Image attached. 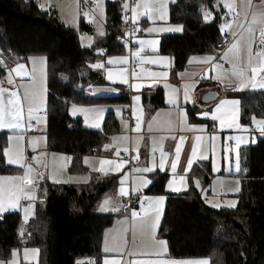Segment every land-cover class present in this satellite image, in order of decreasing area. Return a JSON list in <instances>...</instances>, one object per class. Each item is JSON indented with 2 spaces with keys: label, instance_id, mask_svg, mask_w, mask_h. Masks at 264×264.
Segmentation results:
<instances>
[{
  "label": "trees",
  "instance_id": "1",
  "mask_svg": "<svg viewBox=\"0 0 264 264\" xmlns=\"http://www.w3.org/2000/svg\"><path fill=\"white\" fill-rule=\"evenodd\" d=\"M216 0H174L169 5V22L183 26L180 33L163 34L159 53L172 59V75L183 69L192 55L215 53L221 36L220 26L226 20L225 10ZM213 19L204 20L203 10ZM104 35L94 36L92 47L80 45L78 31L64 23L56 10L42 9L36 0H0V54L8 66L25 62L29 56L43 55L46 60V120L44 134L51 150L73 155V165L84 154L106 155L104 146L117 130L118 120L107 112L102 129L85 127L80 118H72L68 107L73 103L103 101L120 103L127 111L129 94L115 86L117 94L91 95L94 86L107 84L104 79L105 58L122 45L119 38L127 23L122 0L105 3ZM80 30L92 31L81 21ZM103 50V54L100 53ZM102 63L101 68L92 67ZM5 72L0 68V76ZM240 102L243 123L250 117L264 119V90L226 92ZM143 101L155 107L163 104L162 88L156 87ZM189 109L192 118L194 111ZM43 114V113H41ZM193 119V118H192ZM6 131H0V173L11 172L2 150L7 142ZM241 146L240 172H236L240 189L237 205L231 208L209 206L199 189L166 193V174L155 175L145 190L147 194H165L157 236L165 240L167 256L173 258H206L209 264H264V138ZM209 160L193 164L189 176L200 177L208 188L212 178ZM116 183V176L100 178L90 184L74 186L44 181V195L36 201L34 215L22 223L18 211L0 214V259H6L13 248L37 247L40 264H77L97 260L101 256V234L116 216L95 210L101 196ZM30 234V235H29Z\"/></svg>",
  "mask_w": 264,
  "mask_h": 264
},
{
  "label": "snow or ice",
  "instance_id": "2",
  "mask_svg": "<svg viewBox=\"0 0 264 264\" xmlns=\"http://www.w3.org/2000/svg\"><path fill=\"white\" fill-rule=\"evenodd\" d=\"M85 4L91 2L94 5V10L85 11L83 13L84 16H93V19H90V23H96L97 25V33L98 35H104L102 30V25L105 20L104 11L102 8V0H83ZM239 2L243 5H246L248 8L252 7V0H239ZM264 2V0H261ZM132 3L135 4V7L130 8L128 0H125L123 4V11L125 13L131 11L132 15L129 16L125 15L123 20L125 23L131 21V23L136 24L139 17L141 15L147 16L151 19L154 16H157L159 20H164L165 17V0H132ZM77 8H79L80 0H76ZM47 7L45 5H40V7L44 10H49L52 6L51 0H47ZM157 5H159L157 7ZM222 5L228 11L225 15L232 16L231 21H226L223 25H221V32L228 33V36L225 37V42L227 47L225 51L217 56H204V57H192L189 60V64L193 63H204L208 65L209 68L213 70H217L218 74L211 77L213 80L220 82L221 84H225L226 87H231L234 91H241V90H264V13H261L259 17L257 14L252 13L249 15V12L244 13L243 20L240 19V13L237 11V0H216L215 5L213 7H218ZM143 7L144 12H140L139 9ZM203 10L204 20L207 22L213 19L212 13L206 10V7ZM98 11L99 16L95 17V12ZM79 14V13H78ZM155 23V21H153ZM135 31H147L148 33L154 32H181L183 31V26H175L169 28H148V29H140L136 28ZM134 34V33H133ZM91 38H89L90 40ZM241 42L247 43V50L246 55H241L240 45ZM138 43L141 45L140 51L136 52V56H140L143 48L145 46H151L152 50L156 51V45H158V40H139ZM90 46V45H87ZM255 46V48H254ZM100 53L103 54V50H100ZM231 57H235L238 63H234ZM31 64L33 65L31 71H29L25 64L23 63H16L15 67L11 69H7L6 65L4 64L3 60H0V68L6 69V76L4 79H0V129H21L27 124L29 127L32 125L33 119L36 120V123H40V117L36 115L43 109L39 104L40 97L38 93L32 90V83L35 80V76L33 73L35 72V64L36 58H28ZM167 61L168 64L165 65L166 67L170 65L171 60L169 57L166 56H157L156 58L152 57H145L141 59L140 63L143 64L145 62L150 64H158L161 62ZM220 61H225L231 65L229 69H225L223 63ZM43 63V60L40 61ZM119 63V64H128L127 57H119V58H109L107 63ZM104 65L102 63H97L92 65L95 68H101ZM145 69L141 68V73H143ZM200 75L199 73H192L189 74L187 71L183 73H179L181 79H184L186 76L191 75L192 77H197V82L199 79H208L209 77L206 75ZM127 72V69H121V76L124 77V74ZM13 73H15L16 77H20L21 83L17 84L16 80L13 77ZM133 75H137L133 72ZM151 77L156 78L154 80L155 83H159V77H167L168 73H157L152 72L150 73ZM24 77H28V81L24 82ZM233 78L237 81H240L239 87L233 86ZM108 79H112V72L108 70ZM122 83H128V79L125 77L121 80ZM7 84L11 86L10 90L8 87L4 85ZM132 87H143V85H131ZM165 87L168 89V103L177 106V101L179 95L182 93L184 100H191L189 94V85H184L183 88H177L170 84H165ZM191 87H195L192 85ZM140 97H134V100L137 102L139 101ZM204 99L207 100H214L216 99L215 94L209 93L205 95ZM195 103L194 100L191 101ZM27 104L28 107L25 112L24 105ZM102 109H84V108H77V106L73 105V115L77 112H81L85 114L86 122L89 119H96L99 117V114L102 113ZM179 114L181 117V121L186 124L187 115L182 110H179ZM202 117H209L213 121H219V125L221 129L224 128H234V129H241L243 132L251 131L250 128H242L239 124V101L236 100H220L218 104L215 106V110L209 113L208 111H204L199 113ZM140 117H137V124L133 131H139L141 128L140 124ZM252 124L258 129L259 134L264 136V119H257L255 116L251 118ZM91 127L100 128L99 123H94L89 125ZM149 130H151V124H149ZM188 130L190 131H203L204 129H196L195 126H188ZM12 139H19L22 140V136H17L10 138ZM117 138L113 137L115 141ZM124 139H128L124 137ZM172 139H176V137H172ZM217 137L213 135L211 140L215 142ZM185 137L181 136L179 138V143L175 145V159H173L170 163L171 171L173 173V179L168 182V188L175 192H180L182 189L180 187H173L174 183L176 182L177 178V165L180 159V153L182 150V145L184 143ZM195 140L197 142L202 140V137L196 136ZM228 140H235V148L226 147L225 148V159L228 160L229 156L228 153L235 151V171L240 172V153L239 149L242 145H247L249 140L244 136H229ZM251 142H255L253 139ZM113 145H105V150L112 148ZM213 150H214V143H213ZM125 153L129 151L127 147L123 149ZM137 153L133 159H138V148L133 149ZM153 153L157 151L156 148H153ZM160 151V161L157 165L155 162V155H153V167H143V168H135L131 171L133 173H139L141 175L134 177L133 180V187L131 189L132 192H140L143 187H146L151 181L144 178V173L153 172L156 167H159L161 170L164 169L165 164L168 162L169 154L164 152L163 148L159 149ZM10 149H4L3 155L7 157L6 163L7 165H16L19 167L24 168V173L21 176H0V214L3 212L10 210V209H20L23 208L24 211V223L26 224L28 219L34 215V202L36 200V190L39 188V181L45 179V175L43 172L36 171L31 163L23 160V158H12L10 155ZM197 153V145L193 144L191 146V156L187 159V167L183 169L185 175H180L178 177L179 181L183 184L184 189L187 188V180L186 176L187 173L191 170L194 162L193 157H196ZM44 153L40 154V157H33V160H36L37 163H42V157ZM114 156L116 159H100V167L93 169V171L99 172L102 176L110 175L111 173H123L120 178V189L119 195L120 196H127L130 195V192L126 190L125 185L128 182V174L123 172L124 165L128 163V161L123 160L121 157V149L116 148L114 152ZM63 159L71 162V157H63ZM85 163H88L87 157L84 158ZM207 155H200L198 157L199 161L207 160ZM108 165L107 168L104 166ZM46 167V165H45ZM229 172L232 171L231 165L227 169ZM213 171L218 172L219 168L213 165ZM34 173V175H33ZM15 181H19V183H12ZM56 183H67L68 181H55ZM83 183H87L88 179H82ZM194 185L199 188L200 181L195 180ZM239 183V181H237ZM239 191V189H236ZM207 191V190H204ZM7 199V204H6ZM165 197H155V198H148L144 197L141 200V210L142 212L132 211L131 212V230L135 231L137 227L141 229H151L152 236L155 238V230L158 227L160 215L162 214V205L165 201ZM22 200H27L30 203L23 207L21 205ZM112 201L111 198L106 197L101 205L102 210L107 209L109 205H111ZM236 202L232 201L229 202V207H235ZM215 207H220L219 204L214 205ZM111 210L118 211V208H112ZM154 216V220L152 219ZM138 221V223H137ZM129 229L125 228L124 231L127 232ZM25 229L22 227L20 229L21 237L24 236ZM30 235V234H29ZM158 243L164 248L166 252V242L165 241H158ZM105 253L113 251L108 247L104 249ZM34 253L35 258L39 255V249H24V260L27 261L29 259L28 254ZM12 259L5 262L0 261V264H19L18 250H12ZM155 255H161V253H156ZM77 264H94L93 261H77ZM103 264H120L119 261L112 260L109 261L107 259L104 260ZM130 264H209L208 260H153V261H133Z\"/></svg>",
  "mask_w": 264,
  "mask_h": 264
},
{
  "label": "crops",
  "instance_id": "3",
  "mask_svg": "<svg viewBox=\"0 0 264 264\" xmlns=\"http://www.w3.org/2000/svg\"><path fill=\"white\" fill-rule=\"evenodd\" d=\"M173 1L174 0H165V17L166 18L164 20H159L158 14L157 16H154L151 19H149L147 16L141 15L138 21L136 22V24L131 23V26H129V24L127 23V26L124 27L122 39L120 41V43L122 44L120 46V49L114 53L108 54L105 58V67H104L103 74H104V79L107 84L101 85V86H94L90 91L91 95H94V96H103L106 94H117L118 89L115 86H122L125 89H127V92L129 94V102L127 105V108H128L127 111L123 110V106L120 103L105 104V107L107 108L106 111L107 112L111 111L115 119L118 120V127H117V130L114 132L115 137L117 139L115 141L113 140L114 133L110 135L109 140L106 145H113V147L106 150L107 153L105 156L113 155L116 148H120L121 157H122V155L125 154V152L123 151L125 147L131 150L136 156L137 153L133 151V149L138 148V159H134L135 166L129 169L127 165L129 176H128V182L125 185V188L126 190L130 192V195H127V196L119 195V189L121 187L119 181H120L121 176H116V183L112 184L113 189L115 187V192H113L112 190L111 194H107V195L115 194V197H114L115 199H112L111 204L114 205L113 208H118L119 210L114 212L116 216L113 218L112 222L107 227H105L102 231L101 241H100L101 256L97 260L98 264H103L104 262L103 259H105V257L118 254L120 251L123 250L124 245H125V236L127 234V232L124 231L125 228H128L130 230L131 235L132 234L134 235V232L138 233V227L135 229V231L131 230V224H132L131 212L134 211L133 210L134 208L133 209L130 208L131 210L129 209L127 205L129 202V199L132 196H135L138 194L139 195L142 194L141 200L144 197H148V198H155V197H160V196L165 197V194L145 193V190L153 182V177H155V175L166 174V180L164 183V192L179 193V192L170 190L168 188V182L173 179V173L171 171L170 163L173 159H175V145L179 143V138L181 136L185 137V140L182 145L180 159L177 165V178H176V182L174 183L173 187H180L182 189L180 192H184L192 186L196 187L193 183L195 180L200 181V187L199 188L196 187V188L201 191V194L205 202L213 208H220V207L228 206L230 200H228L229 198L227 197L235 193L237 194L238 191L236 189L239 188V184H240V182L239 183H237V181L235 182V180L238 179L235 175L236 173L235 171V151L228 153L229 159L228 160L225 159V148L231 147L228 137L229 136L235 137L238 135L244 136L249 140V143H252L251 141L254 139L252 137L251 131L243 132L241 129H234V128L221 129L219 125V121H213L210 118V116L202 117L201 115H198L199 113H202L204 111H208L209 113L214 111L216 104H218L220 100L239 101L237 98L228 97L225 95L226 92L234 91L232 90L231 87H226L225 84H221L220 82L213 80L211 78L218 74L217 70H213L209 68V66L205 65L204 63H193L191 65L189 64V60L192 57H204V56H217L218 57L225 51L226 48L222 51V53L218 55L215 53V51L209 54L192 55L187 59L183 69L177 72L176 75H172L171 56L168 54L159 53V50H158L160 38L163 35V32L148 33L147 31H135L137 27L140 29L153 28V26H151L152 23L161 25L163 26V28L181 26V24L169 22V5ZM129 2H130L129 4L130 8H132L133 6L135 7L134 4H131V0H129ZM258 5H261V3L258 2ZM158 6L159 5H157V7ZM260 9H261L260 6H257L255 10H252V8H249L248 9L249 15H251L253 11H256V13H258ZM224 10L226 14L228 10L226 8H224ZM239 10L240 9L237 3V11L240 13ZM139 11L141 13L144 12L143 7H141ZM246 11H247V6H246L244 13ZM131 15L132 13L130 12L129 18L131 17ZM60 19L64 23L70 25L63 18L60 17ZM231 20H232V16L226 15V20L222 23V25L226 21H231ZM153 21H155V23ZM220 29H221V26H220ZM102 30H104L103 27H102ZM92 31H94L93 27H92ZM170 33H178V32H165V34H170ZM153 39L159 41L158 45H156L155 52L152 50L151 46H145L140 56L135 55V53L140 51L141 49V45L138 43L139 40H153ZM244 44L245 46L243 47L244 48L243 52L246 54L247 43L244 42ZM240 50L242 51L241 48ZM157 56L169 57L171 60L170 65L167 67L165 66L168 64L167 61L161 62L158 64H150L147 62L143 64L140 63L141 59L145 57L156 58ZM119 57H127L128 64H119L115 62L112 64L107 63L109 58H119ZM231 59L233 60L234 63H238L235 57H231ZM220 62L223 63L225 69H229L231 67V65L225 61H220ZM18 63L25 64L27 69L31 71L30 64L28 63V61L18 62ZM13 67H15V65L12 67L8 66L6 68L11 69ZM124 68L127 69V72L124 74V77H122L120 73H121V69H124ZM141 68L145 69L143 73H141ZM108 70H111L112 72L111 80L108 79ZM205 70H207L206 75L209 78L199 79L198 82H197V79H198L197 77H192L191 75H189V76H186L184 79H181L180 76L178 75L179 73H183L187 71L189 74L199 73L202 76V75H205ZM133 72H135L137 75L134 76ZM152 72H157V73L167 72L168 75L166 78L163 76L159 77L158 78L159 83H155L154 80L156 78H153L150 75V73ZM13 77L17 82L19 77H16L15 73H13ZM125 77L128 79L127 84L121 82V80ZM4 78L5 76H3V79ZM24 78L28 79V77H24ZM166 83L173 85L177 88H183V86L186 84L189 85V94H190L191 100H187V101L184 100L183 95L181 93L178 97L177 106H173L169 104L168 103V99H169L168 89L165 87ZM232 83L234 87H239L241 82L233 78ZM131 85H143V87L136 88V87H132ZM192 85H194L195 87L194 88L191 87ZM156 87L162 88V97H163V104L158 107H155L150 102L145 103L143 101V95L144 94H146V96L153 95L155 93ZM208 92L217 93V96H216V99L211 100L206 103L202 101V98ZM136 96L140 97L138 102L134 100V97ZM192 100H194L195 103H192L191 102ZM91 103H85V104H91ZM191 106H193L192 109L194 111V114L192 116L193 119L189 115V109H191ZM69 107H68V110H69ZM114 108H115V112H114ZM179 110H182L184 113H186L187 115L186 124L181 121ZM39 115H43V114H40L39 112ZM137 117H140L139 122L141 124V128L139 131H133V129L135 128L137 124ZM252 117H250V120L248 123H243V121L241 120V115H240V102H239V124L242 126V128H252L251 127ZM257 119H261V118L258 117ZM149 124H151V130H149ZM210 124L214 125L212 129H210L209 127ZM188 126H195L196 129L202 128L204 130L203 131H190L188 130ZM44 128L45 127L43 125L41 128V132L43 134H44ZM87 128H90V127H87ZM93 129H98V128H93ZM213 135L217 137L215 142L211 140V137ZM196 136L202 137V140L197 142L195 140ZM124 137H127L128 139H124ZM172 137H176V139L174 140L172 139ZM33 139L34 137H32V140ZM232 141L235 142V140H232ZM213 143H214V150H213ZM193 144L197 145L196 157H193L194 161L198 162L199 161L198 157L200 155H207L208 156L207 160L210 161L211 170H212L214 177L211 178L208 188L203 187L200 177L192 176L191 178V176H189V172L187 173V176H186L187 185H188L186 189H184L183 184L178 179L180 175H185L183 169L187 167V159L191 156V146ZM161 147L163 148L164 152L169 154L168 162L165 164L164 169L161 170L159 167H156L153 172L144 173L143 174L144 178L151 181V183L148 184L146 187H143L140 190V192H132L131 189L133 187L134 177L139 176L141 174L133 173L131 170L135 168L153 167V155H155V162L158 165L160 161L159 149ZM153 148L157 149L155 153H153L152 151ZM232 148L234 149L235 146H233ZM48 150L69 154V153L62 152V151L51 150L49 148ZM84 155L81 156L80 161H82V157ZM203 161H206V160H203ZM196 162H194V164ZM214 164L217 168H219L218 172L213 171ZM230 165L232 167L231 172L227 170ZM125 170L126 168L124 169V171ZM110 176H114V175H110ZM106 177H109V176H106ZM43 180L45 181L47 179L45 178ZM95 180H97V176L95 177ZM44 181L42 180L39 181V188L37 189V193H38L37 201L41 200L44 195V188H43ZM93 181L94 180H90L88 184L92 183ZM70 185L80 186L81 184L79 185L70 184ZM204 190H207V191H204ZM105 194H103L101 197H103ZM234 198L237 199L236 196ZM28 204H29L28 202H24L22 203V206H27ZM35 204H36V201H34V207H35ZM216 204H219L220 207H215L214 205ZM98 205L99 204L97 202L95 206V210L97 212L111 213V212L102 211L101 209H99ZM164 205H165V201L163 202V205H162V211H163ZM137 208H141V207H137ZM152 219L154 220V218ZM160 220H161V217L159 219V223H160ZM105 247H108L109 249H112L113 251L105 253L104 251ZM147 248H150V245L144 247L143 252H146L148 254L144 256H148V257H152L153 259L160 260L162 259L163 256H165V254L167 255V245H166V253L164 255H155L156 253L165 252L164 248L158 242H154V245H153L154 249H152V251H148ZM136 250L133 252V254H137L135 256H138V254H140V252L142 251H136ZM163 258L169 259V260L180 259V258H173V257L169 258L166 256ZM181 259H184V258H181ZM81 261H85V260H81ZM94 264H95V260H94ZM120 264H124V262L122 261Z\"/></svg>",
  "mask_w": 264,
  "mask_h": 264
},
{
  "label": "rangeland",
  "instance_id": "4",
  "mask_svg": "<svg viewBox=\"0 0 264 264\" xmlns=\"http://www.w3.org/2000/svg\"><path fill=\"white\" fill-rule=\"evenodd\" d=\"M37 3L40 5H45V7H47V0H36ZM81 1V0H80ZM108 0H102V8L104 11V16H105V20L103 22L102 27L104 28V23L106 21V12H105V3ZM256 1V3H255ZM253 0L252 1V10H255L257 6H260L261 9L258 13H256V11H253V13L257 14V16L259 17V15L261 13H264V2H261V0ZM129 2V0H128ZM258 2L261 3V5H258ZM52 6L51 8L56 9L58 12L57 14H59V16L61 18H63L67 23H69L70 25L74 26L77 31H78V36H79V42L80 45L83 47H92V45H94V36L98 35L97 33V25L96 23H90L89 20L93 19V16H84L83 13L85 11H89V10H83L81 8V4L79 5V8H77V4H76V0H51ZM125 3V0H122V5ZM238 7H239V11H240V18L243 19L244 17V11L246 9V5H243L239 2L238 0ZM130 4V2H129ZM131 4L132 0H131ZM135 5V4H134ZM134 7V6H133ZM93 10H94V5L92 6ZM249 8L247 7V12H249L248 10ZM130 12H127V16H130ZM79 13V14H78ZM99 13L98 11L95 12V17H98ZM81 21H85L86 23H89L92 25L93 30L92 32H87L84 30H80V23ZM151 26H153L154 28L160 29L163 28V26L158 25V24H151ZM180 33V32H178ZM163 34H165V32H163ZM89 38H91L89 40ZM90 45V46H87ZM245 46L244 42H241L240 48L242 49L241 51V55L244 56L246 55L243 52V47ZM255 48V46H254ZM28 58H36V64H35V72L33 73V75L35 76V80L32 83V90L36 91L40 97V100L38 101L41 108L43 109L42 111H40V113H43V115H39V113H37L36 115H38L40 117V123L37 124L36 120L33 119L32 121V125L31 127H29L27 124H25V126L21 129H0V131H6L7 133V142H6V146L4 149H10V153L9 155L12 158H23V160L27 161L28 163H31L33 168L38 171V172H43L46 179L54 184H81V185H86L90 182V180H95V177L97 176V180H99L100 178H104L106 176H102L99 172L93 171V169L99 168L101 165L99 163L100 159H116L114 154L111 156H105V155H96V154H85L82 157V161L78 164H76L75 166L73 165V156L69 155V154H65V153H60V152H54V151H50L48 150V146H47V140H46V136L41 132V128L42 126L45 124V120H46V86H47V74H46V60L45 57L43 55H33V56H29ZM43 60V63H41L40 61ZM28 63L30 64V68L32 69L33 65L31 64V62L29 61V59L27 60ZM239 62V61H238ZM16 63L18 62H14L13 64H10V67L16 65ZM3 76H6V70L5 73H3L0 76V79H3ZM28 79L24 78V82H27ZM21 83V79L19 77V79L17 80V84ZM6 85V84H5ZM4 85V86H5ZM6 87V86H5ZM10 90H12L11 88H9ZM105 104H107L106 102L103 101H96L93 102L91 104H85V103H73L70 104L69 106V110H68V114L70 115V117L76 119V118H81L82 123L87 126L90 127L91 129L95 128V127H91L89 125L94 124V123H99L100 124V128L98 129H102L103 124H104V120H105V116L107 114V108L105 107ZM73 105L77 106V108H84V109H102V113L99 114V117L96 119H89L86 122L85 119V114L81 113V112H77L75 115H73ZM28 105L25 104L24 108H25V112L27 109ZM114 112H115V108H114ZM258 118V117H257ZM252 124V122H251ZM252 128L251 131L254 133L252 134V137L254 138V140L257 139V134L259 133L258 129L255 128V126L252 124L251 125ZM17 136H22L23 139L19 140V139H12L10 141V138L13 137H17ZM113 136L115 137V133L113 134ZM32 137H34V139L32 140ZM32 140V141H31ZM256 142V141H255ZM254 142V143H255ZM3 149V150H4ZM2 150V153H3ZM44 153L45 155L42 157V163H37L36 160H33V157H40V154ZM3 159L5 164L7 157H5L3 154ZM63 157H71V162H68L67 160L63 159ZM85 157L89 158L88 159V163H85ZM46 165V167H45ZM11 166V169H13L11 172L8 173H0V176H21L22 173H24V168L16 166V165H9ZM105 168L108 167V165L104 166ZM126 168V170L124 171V169ZM124 169L123 172H126L129 176V171L127 169V164L124 165ZM123 173H111L110 175H114V176H121ZM107 175V176H110ZM214 177V175H212V178ZM236 177L238 178V176L236 175ZM88 179L87 183H83L81 182L82 179ZM68 181L67 183L61 182V183H56L55 181ZM238 179L235 180L238 181ZM44 181V180H42ZM12 183H19V181H15ZM237 184V183H236ZM110 186L109 190H107L104 194L103 197H101L98 201V207L99 209L102 210L101 205L103 204V201L105 200L106 197L115 199V194L113 195H107V194H111L112 190L113 192H115V187L113 189V187ZM240 187V184H239ZM211 188V186H210ZM240 189V188H238ZM38 193L36 190V200L38 199ZM236 196V193L233 195L228 196L227 198H229L228 200H230V202L235 201L237 205V199H235L234 197ZM24 202H28L27 200H22L20 203L22 205V203ZM34 203V202H32ZM6 204H7V199H6ZM26 207V206H23ZM114 207V205H109L107 209H104L102 211L104 212H111L114 213V210H111ZM221 208H231L229 206H225V207H221ZM133 209V208H131ZM130 209V210H131ZM134 211L137 212H142L141 208H134ZM12 211H18L21 214V218H22V223L21 226L19 228V232L20 229L23 227L24 228V211L23 208L20 209H10L7 210L5 212H12ZM3 212V213H5ZM162 215H160L161 217ZM154 218V216H153ZM158 241H165L163 238L158 237L157 236V229L155 231V238H153L152 236V232L151 229H141L138 227V233L134 232V235L130 234V230L127 231V234L125 236V245L122 251H120L118 254L112 255V256H107L105 257V259L112 261V260H116L119 261L120 263L123 261L124 264H130V262L133 261H141V262H146V261H153V260H159V259H153L152 257H148V256H144V255H148L146 252L144 251V247L150 245V248H147L148 251H152L154 242H158ZM130 247V249H129ZM24 249H38L37 247H22V248H13L11 249L8 257L6 259H0V261H9L12 259V250H18L19 252V256H18V261L19 264H40V251H39V255L36 256L35 258H33L35 256L34 253H29V259L27 261L24 260ZM137 249V250H136ZM142 251L140 252V254H138V256H135L137 254H133L134 251ZM161 255H164L166 252H161ZM143 255V256H142ZM166 257L167 256L165 254ZM163 256V257H165ZM162 257V259L160 260H169V259H164ZM103 259V260H105ZM176 260H208L206 258H184V259H176Z\"/></svg>",
  "mask_w": 264,
  "mask_h": 264
},
{
  "label": "built area",
  "instance_id": "5",
  "mask_svg": "<svg viewBox=\"0 0 264 264\" xmlns=\"http://www.w3.org/2000/svg\"><path fill=\"white\" fill-rule=\"evenodd\" d=\"M80 4H81V8L83 10H93V8H92L93 4L91 2H89L88 4H85L83 2V0H81ZM128 24H129V26H131V21H129ZM226 36H228V33L221 34L219 40L215 43V46L218 49V52H221L223 49L226 48V46H227V44L225 42V37ZM121 39H122V37L119 38V41H121ZM0 60H3L4 64L6 65V67H8L7 61L5 60L4 56H2L1 54H0ZM5 86L8 87V88H11V86H9L7 84ZM209 127H210V129H212L214 127V125L210 124ZM251 133L253 134L254 131L253 132L251 131ZM257 136H260L261 138H264V136H261L259 133L257 134ZM229 143H230L231 147L235 146V142H233L232 140H229ZM133 157H135V155H134V153L131 150H129L127 153L122 155L123 160L128 161L127 165H128L129 169H131V167L135 166ZM141 195L142 194H140V195L138 194V195L132 196L129 199V202L127 204L129 209L130 208L141 207Z\"/></svg>",
  "mask_w": 264,
  "mask_h": 264
},
{
  "label": "water",
  "instance_id": "6",
  "mask_svg": "<svg viewBox=\"0 0 264 264\" xmlns=\"http://www.w3.org/2000/svg\"><path fill=\"white\" fill-rule=\"evenodd\" d=\"M209 93L215 94V96H217V93H214V92H208L207 94H209ZM207 94H205V95H207ZM205 95L203 96L202 101H203V102H206V103L209 102V101H211V100H207V101H206V100L204 99ZM90 261H93V262H94V259H91Z\"/></svg>",
  "mask_w": 264,
  "mask_h": 264
}]
</instances>
